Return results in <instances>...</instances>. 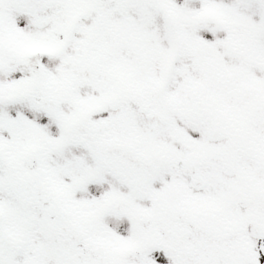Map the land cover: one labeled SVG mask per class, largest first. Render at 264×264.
Here are the masks:
<instances>
[{
    "label": "snow or ice",
    "instance_id": "6c2138e0",
    "mask_svg": "<svg viewBox=\"0 0 264 264\" xmlns=\"http://www.w3.org/2000/svg\"><path fill=\"white\" fill-rule=\"evenodd\" d=\"M0 264H264V0H0Z\"/></svg>",
    "mask_w": 264,
    "mask_h": 264
}]
</instances>
